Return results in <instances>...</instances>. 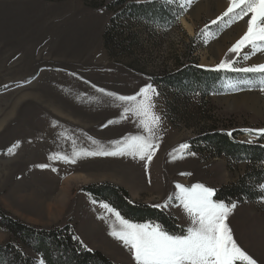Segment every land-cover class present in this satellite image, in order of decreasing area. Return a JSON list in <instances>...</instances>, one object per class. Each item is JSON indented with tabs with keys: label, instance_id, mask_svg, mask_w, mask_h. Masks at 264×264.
I'll return each instance as SVG.
<instances>
[{
	"label": "rangeland",
	"instance_id": "374dc122",
	"mask_svg": "<svg viewBox=\"0 0 264 264\" xmlns=\"http://www.w3.org/2000/svg\"><path fill=\"white\" fill-rule=\"evenodd\" d=\"M129 1L167 6L172 17L161 26L147 19L119 20L120 36L128 38L129 46L120 51L112 44L106 47L103 35L125 1L0 0V210L34 229L70 224L85 248L116 264L135 261L130 249L110 235L118 224L102 206L106 202L82 191L83 186H120L132 201L175 220L170 226L156 220L131 222L159 224L169 234L184 235L191 218L175 198L176 185L201 183L216 191L248 170L246 161L190 151L192 139L213 125L217 131L236 132L239 142L264 147V133L257 131L264 129V73L234 70L255 65V54L247 48L248 59L237 55L232 69H217L219 60L211 53L223 40L226 48L231 46L228 36L242 20L211 24L210 6L198 10V5L213 0H191L183 7L184 0ZM190 63L218 72L220 79L205 102L179 100L171 123L165 112L173 93L158 81ZM146 84L158 93L152 103L161 118L151 161L131 154L79 155L75 163L53 158L101 146L113 151L114 141L147 135L140 117H122L128 105L109 95H133ZM181 144L188 148L180 149ZM232 203L226 223L235 241L257 264H264V181L249 197L226 204ZM14 240L0 226V247ZM25 250L30 254L31 249Z\"/></svg>",
	"mask_w": 264,
	"mask_h": 264
},
{
	"label": "snow or ice",
	"instance_id": "6c2138e0",
	"mask_svg": "<svg viewBox=\"0 0 264 264\" xmlns=\"http://www.w3.org/2000/svg\"><path fill=\"white\" fill-rule=\"evenodd\" d=\"M190 3L191 0H184L181 7ZM245 17H247V29L231 46L229 52L236 55L243 54L244 59H248V54L244 52L247 48L252 50V54L257 51L264 52V0H228L226 10L211 21V24L217 25L225 18L228 19L229 24H232L244 20ZM208 34L205 33V35ZM216 68L232 69L233 62L222 60ZM234 70L264 73V63ZM100 91L104 90L100 89ZM109 95L115 96L117 100L128 105L124 108L122 117H125L127 113L140 117V126L147 135H132L122 138V141H114L112 143L117 147L113 151H105L101 146V150L97 151L75 152L73 157L56 153L53 154V158L75 163L74 157L79 155L131 154L142 160L151 161L158 147L155 129L161 121L160 116L153 111L152 103V95H158V93L151 84H146L133 95L125 96L115 93H109ZM257 131L264 133V129ZM179 148L187 149L188 145L181 144ZM38 167L44 168L47 165H38ZM176 189L178 192L175 198L180 200L185 212L191 218V225L184 235L169 234L159 224L133 223L109 204H102L115 217L118 224V227H113L110 235L130 249L135 264H237V262L257 264V261L237 244L226 223L235 203L229 206L223 201L213 200L215 189L201 183L192 184L191 187L177 184ZM163 206L166 207L167 202Z\"/></svg>",
	"mask_w": 264,
	"mask_h": 264
},
{
	"label": "trees",
	"instance_id": "16d2710c",
	"mask_svg": "<svg viewBox=\"0 0 264 264\" xmlns=\"http://www.w3.org/2000/svg\"><path fill=\"white\" fill-rule=\"evenodd\" d=\"M125 1L123 10L115 14L109 21L103 35L106 47L112 44L117 50L128 49V38H122V27H117L119 20L129 18L132 21L147 19L161 26L162 21L172 17L171 10L158 8L153 3L136 4L129 0H119L118 4ZM178 14L177 12L175 13ZM175 15V18H176ZM126 39V40H125ZM129 38L128 41H131ZM218 72L204 69L194 63L183 66L170 73H166L158 81L165 85L173 93V99L166 102V117L173 123L170 115L176 114L174 107L179 100L190 103L191 98L203 100L214 90L218 78ZM190 99V100H189ZM190 101V102H189ZM174 110V112H173ZM170 113V114H169ZM202 134H197L192 139L190 151L199 153L208 152L210 156H226L236 161H246L247 173L236 182L223 185L214 193V199L231 203L249 197L254 186L264 181V147L256 144H246L236 139V132L226 130L217 131L215 126L204 128ZM98 201H104L115 208L120 214L129 220L157 221L159 224L172 225L175 220L165 215L161 210L149 205L139 204L130 199L124 188L110 183L89 184L82 187ZM0 226L7 229L13 242H8L0 247V264H116L96 250L85 248L78 240L75 231L70 224L57 226L49 230L34 229L18 219H11L0 210ZM33 238L29 241L28 238ZM75 237V238H74ZM29 241V242H28ZM26 248L31 249L30 254Z\"/></svg>",
	"mask_w": 264,
	"mask_h": 264
},
{
	"label": "bare ground",
	"instance_id": "6f19581e",
	"mask_svg": "<svg viewBox=\"0 0 264 264\" xmlns=\"http://www.w3.org/2000/svg\"><path fill=\"white\" fill-rule=\"evenodd\" d=\"M202 5L203 4L201 3L198 5V10L202 8L205 10H208L210 6V9H211V11L209 10L210 18L212 20H215L218 17V14L221 11L226 10V8L228 7V0H213L211 3L204 4L203 6ZM182 22L184 24H187L186 21L183 20V18H182ZM240 23H241L240 26L234 30V32L230 35V37L228 36L231 42V46L236 42V40L240 38V36L243 35L244 31H246L247 17H245V19L242 20ZM224 42L225 41L223 40V42L216 43L215 46L211 48V53L213 54L214 57H216L219 60V63L222 60H225V61L232 60L233 62L234 59L237 57V55L229 52V49L231 48V46L226 48L224 46L225 45ZM251 62L253 64L264 63V52L257 51L255 53V57L251 59Z\"/></svg>",
	"mask_w": 264,
	"mask_h": 264
}]
</instances>
